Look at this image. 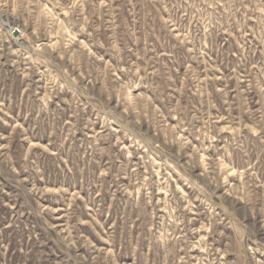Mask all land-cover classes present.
Segmentation results:
<instances>
[{
	"label": "rangeland",
	"instance_id": "374dc122",
	"mask_svg": "<svg viewBox=\"0 0 264 264\" xmlns=\"http://www.w3.org/2000/svg\"><path fill=\"white\" fill-rule=\"evenodd\" d=\"M0 264H264V0H0Z\"/></svg>",
	"mask_w": 264,
	"mask_h": 264
}]
</instances>
